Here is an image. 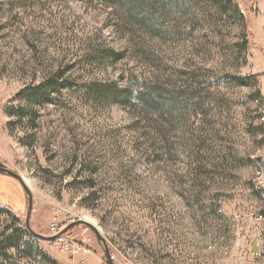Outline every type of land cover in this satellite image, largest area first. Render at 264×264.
Instances as JSON below:
<instances>
[{
  "label": "rangeland",
  "instance_id": "374dc122",
  "mask_svg": "<svg viewBox=\"0 0 264 264\" xmlns=\"http://www.w3.org/2000/svg\"><path fill=\"white\" fill-rule=\"evenodd\" d=\"M54 74L60 91L24 107ZM95 81L127 98L94 99ZM0 165L34 230L66 208L114 264H264V0H0ZM3 203L12 231L27 198L0 174ZM69 231L72 255L0 235V264L106 262Z\"/></svg>",
  "mask_w": 264,
  "mask_h": 264
},
{
  "label": "trees",
  "instance_id": "16d2710c",
  "mask_svg": "<svg viewBox=\"0 0 264 264\" xmlns=\"http://www.w3.org/2000/svg\"><path fill=\"white\" fill-rule=\"evenodd\" d=\"M249 36H250V33H249V27H247V25L245 26ZM108 58V57H107ZM61 81H62V77L61 75L59 74H54V77H51V76H48V75H45L42 77V79L39 81V83L37 85H33V86H30L28 89L31 90V93L30 95H27L24 99V107H27V106H32V104H34L35 102L41 100L40 97L41 95L40 94H44L47 93V92H58L60 91V88H61ZM103 82L99 81H95V82H92L91 84H88V91H90L91 93H93L94 91H96V94L93 96L94 99H96V97H100V99H104L105 98H108L106 97L108 95V93L111 92V96L112 98H114V102H123L125 100V98H127L125 95H126V90H122V89H107L106 91L105 90H101L103 89ZM99 87V88H98ZM99 89L101 90L100 93L101 95L99 96L98 95V91ZM119 91H121L119 93ZM81 169V168H80ZM82 170L79 171V173H81ZM89 196V195H88ZM87 196V197H88ZM0 208L2 211L6 212L10 217L11 219L13 220H20V217L19 215L16 213L17 210L15 208H13L12 206H10L9 204H6V203H3L0 205ZM19 211V210H18ZM24 224V223H23ZM13 225L12 227V231H10V228H11V225H4L1 227V230H0V235H5V241L4 242H7V246L8 247H13L16 245L15 243V239L19 236L20 238L23 237V236H28L30 239L32 238L30 233L27 232L26 228L24 225ZM16 236V237H15ZM48 243L50 241H47ZM41 255V259H42V263L41 264H61L57 259L49 256L44 250H39L38 251Z\"/></svg>",
  "mask_w": 264,
  "mask_h": 264
},
{
  "label": "water",
  "instance_id": "95a60500",
  "mask_svg": "<svg viewBox=\"0 0 264 264\" xmlns=\"http://www.w3.org/2000/svg\"><path fill=\"white\" fill-rule=\"evenodd\" d=\"M0 174H4V175H8V176L13 177L14 179H16L19 182L20 186L22 187V190H23V192H24V194H25V196L27 198V209H26V215H25V218H24V226L27 229V231L33 237L38 238V239H42V240H45V241H52L53 239H55L59 235L67 232L69 229H71L75 225L82 224V225H85L86 227H88L93 232V234L95 235V237L98 240V242L102 245V249H103V252H104V258H105L106 262L108 264H114L110 254H109L105 239L101 236V234L99 233L98 229L92 223L88 222L85 219H79L73 224L66 225V226H64L63 228H61L59 231H57L55 233L43 234V233H40V232H37L36 230H34L31 227L30 221H29L30 212H31V208H32V202H33V197H32V194H31L26 182L23 180L21 175H19L15 171H13V170H11V169L3 166V165H0Z\"/></svg>",
  "mask_w": 264,
  "mask_h": 264
},
{
  "label": "built area",
  "instance_id": "2783aa9c",
  "mask_svg": "<svg viewBox=\"0 0 264 264\" xmlns=\"http://www.w3.org/2000/svg\"><path fill=\"white\" fill-rule=\"evenodd\" d=\"M76 222V219L73 215L63 207H54L51 209V219L49 224L50 233H55L59 231L66 225L73 224ZM71 231H67L52 241L50 243L53 245L55 249H59L62 252H65L69 255L81 250L80 245L74 243L73 235L70 234ZM84 252H88V249H84ZM99 264H108L105 261L100 262Z\"/></svg>",
  "mask_w": 264,
  "mask_h": 264
},
{
  "label": "crops",
  "instance_id": "0c3cea01",
  "mask_svg": "<svg viewBox=\"0 0 264 264\" xmlns=\"http://www.w3.org/2000/svg\"><path fill=\"white\" fill-rule=\"evenodd\" d=\"M255 236L253 237V239L256 238ZM257 239H258V237H257ZM259 245H260V240L258 239V242H257V246L256 247L253 248L252 245L249 246L250 252L252 254H258L259 253Z\"/></svg>",
  "mask_w": 264,
  "mask_h": 264
},
{
  "label": "bare ground",
  "instance_id": "6f19581e",
  "mask_svg": "<svg viewBox=\"0 0 264 264\" xmlns=\"http://www.w3.org/2000/svg\"><path fill=\"white\" fill-rule=\"evenodd\" d=\"M85 220L89 221V222H93L91 219L85 217Z\"/></svg>",
  "mask_w": 264,
  "mask_h": 264
}]
</instances>
